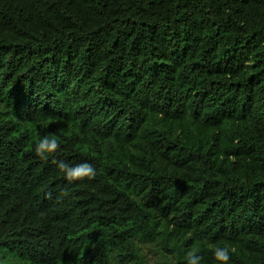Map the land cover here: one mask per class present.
I'll use <instances>...</instances> for the list:
<instances>
[{
    "label": "trees",
    "instance_id": "obj_1",
    "mask_svg": "<svg viewBox=\"0 0 264 264\" xmlns=\"http://www.w3.org/2000/svg\"><path fill=\"white\" fill-rule=\"evenodd\" d=\"M216 248L264 264V0H0V264Z\"/></svg>",
    "mask_w": 264,
    "mask_h": 264
},
{
    "label": "clouds",
    "instance_id": "obj_2",
    "mask_svg": "<svg viewBox=\"0 0 264 264\" xmlns=\"http://www.w3.org/2000/svg\"><path fill=\"white\" fill-rule=\"evenodd\" d=\"M60 147L58 137L44 136L39 139L35 146V153L41 159H47V155L56 152ZM57 167L65 174L68 181L83 180L85 178L91 180L96 176V170L93 165L89 163H80L74 167L69 166L63 161L59 162ZM228 248H216L214 251L215 259L220 261L221 264H228L230 259ZM202 258L194 252L187 254V264H200Z\"/></svg>",
    "mask_w": 264,
    "mask_h": 264
}]
</instances>
